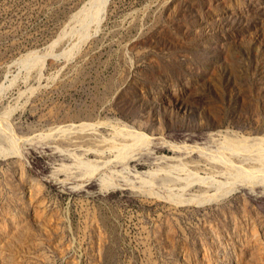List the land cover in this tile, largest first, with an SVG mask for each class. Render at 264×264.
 I'll return each instance as SVG.
<instances>
[{
    "label": "rangeland",
    "instance_id": "obj_1",
    "mask_svg": "<svg viewBox=\"0 0 264 264\" xmlns=\"http://www.w3.org/2000/svg\"><path fill=\"white\" fill-rule=\"evenodd\" d=\"M94 2L0 0V264H264V0Z\"/></svg>",
    "mask_w": 264,
    "mask_h": 264
},
{
    "label": "bare ground",
    "instance_id": "obj_2",
    "mask_svg": "<svg viewBox=\"0 0 264 264\" xmlns=\"http://www.w3.org/2000/svg\"><path fill=\"white\" fill-rule=\"evenodd\" d=\"M94 1L96 2V0H94ZM98 1H99V2H98L97 5L99 6V4H100V5L102 6V9H103V7L105 8V2H106V0H98ZM95 2H94V3H95ZM95 5H96V3H95ZM95 8H96V7H95ZM97 8H98V7H97ZM98 9H100V8H98ZM102 9H100V12L97 13V15H98V16H96V17H97V18H96L97 21L100 20V16H101L100 14H102V12H103ZM105 9H106V8H105ZM96 10H97V9H95V11H96ZM98 11H99V10H98ZM104 13H105V11H104ZM104 13H103V14H104ZM88 15H89V14H88ZM104 16H105V15H104ZM104 16H103V17H104ZM95 26H96V25H95ZM78 31H79V30H78ZM55 45H56V44H55ZM53 46H54V45H53ZM78 47H79V46H78ZM28 55H29V54H28ZM30 55H31V54H30ZM46 55H47V54H46ZM10 80H11V79H10ZM13 81H14V80H13ZM100 123H101V122H100ZM94 124H95V123H94ZM118 134H119V132H118ZM137 135H138V134H137ZM140 135H141V134H139V137H141ZM223 138H224V137H223ZM262 138H263V137H262ZM7 139H8V138H7ZM135 139H136V138H135ZM139 139H140V138H139ZM244 139H245V138H244ZM143 140H144V139H143ZM233 140H234V139H233ZM262 140H264V139H262ZM136 141H138V140H136ZM139 141H140V140H139ZM11 142H12V141H11ZM145 142H146V141H145ZM145 142H144V143H145ZM228 142H229V141H228ZM12 143H13V142H12ZM136 143H137V142H136ZM144 143H142V144H144ZM137 144H139V143H137ZM235 144H236V143H235ZM11 145H12V144H11ZM145 145H146V144H145ZM12 146H13V145H12ZM171 147H172V146H171ZM13 148H14V147H13ZM17 151H18V150H17ZM14 152H15V151H14ZM0 153H1V152H0ZM203 153H204V152H203ZM3 154H4V153H3ZM6 155H7V154H6ZM13 155H14V154H13ZM15 155L18 156L17 154H15ZM220 155H221V154H220ZM222 155H224V154H222ZM222 155H221V156H222ZM121 156H122V155H121ZM124 156H125V155H124ZM124 156H123V158L125 159ZM129 157H131V156H129ZM125 160H126V159H125ZM214 160H215V159H214ZM221 163H222V162H221ZM87 166H88V165H87ZM88 167H89V166H88ZM92 168H93V167H92ZM95 168H96V167H95ZM98 168H99V167H98ZM98 168H97V171H98ZM231 168H232V166H231ZM239 168H240V170H241V167H239ZM90 169H91V166H90ZM233 169H234V168H233ZM92 170H94V168L91 169V171H92ZM240 170H239V171H240ZM91 171H90V172H91ZM235 172L237 173V171H235ZM241 172H242V171H241ZM91 173H92V172H91ZM95 173H96V172H95ZM130 174H131V173H130ZM193 174H194V173H193ZM195 174H196V173H195ZM239 174H240V172H239ZM251 174H252V173H251ZM221 175H222V174H221ZM242 175H243V174H242ZM189 176H190V175H189ZM195 176H197V175H194V177H195ZM201 176H202V175H201ZM199 177H200V176H199ZM243 177H244V176H243ZM257 177H258V176H257ZM186 178H187V177H186ZM200 178H201V177H200ZM205 178H206V177H205ZM244 178H245V177H244ZM202 179H203V177H202ZM208 179H209V178H208ZM246 179H248V177H247ZM246 179H245V180H246ZM250 179H252V178H250ZM237 180H238V179H237ZM109 181H110V180H109ZM129 182H130V181H129ZM141 182H142V181H141ZM252 182H253V181H252ZM130 183H131V182H130ZM192 183H193V182H192ZM234 183H235V182H234ZM234 183H233V186H234ZM244 183H245V182H244ZM254 183H255V182H254ZM108 184H109V183H108ZM146 184H147V183H146ZM221 184H222V183H221ZM224 184H225V183H224ZM235 184H236V183H235ZM249 184H250V182H249ZM252 184H253V183H252ZM253 185H254V184H253ZM103 186H104V185H103ZM104 187H106V186H104ZM108 187H109V186H108ZM145 187H146V186H145ZM224 188H225V187H224ZM155 195H156V194H155ZM224 195H225V194H224ZM161 197H162V196H161ZM172 198H173V197H172ZM192 200H193V199H192Z\"/></svg>",
    "mask_w": 264,
    "mask_h": 264
}]
</instances>
